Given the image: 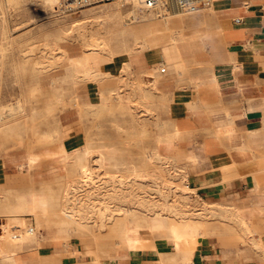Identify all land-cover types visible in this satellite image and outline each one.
Here are the masks:
<instances>
[{
    "label": "rangeland",
    "instance_id": "374dc122",
    "mask_svg": "<svg viewBox=\"0 0 264 264\" xmlns=\"http://www.w3.org/2000/svg\"><path fill=\"white\" fill-rule=\"evenodd\" d=\"M117 2L89 7L77 13L62 10L63 4L51 10L43 0H21L18 7L6 3V23L0 29V111H5L2 116L6 120L22 117L21 123L26 128L0 131V164L4 155L31 154L37 159V166L32 170L45 162L52 174L48 180L36 183L27 178L10 181L0 172V206L13 201L20 193L46 191L48 186L55 185L59 197L57 216L69 221V208L81 215L78 218L86 223L82 231L72 233L71 242L83 246L94 261L92 264H111L112 254L123 252L124 257L129 252L127 246L120 244L116 228L117 222L124 219L119 216L129 206L141 213L157 210L170 213L178 220H190L199 228L198 239L208 236L207 228L215 224L229 228L228 236H232L231 229L235 226L241 231L237 233L238 238L248 237L238 224L243 222L232 216L233 213L226 211L221 217L219 212L225 208L220 211L209 209L196 198L183 182L186 180L183 170L163 155L161 159L146 164L145 177L140 182L129 181L125 166L116 177L115 169L107 168L87 178L78 172L66 171L62 165L61 169L58 167L60 155L83 154L89 148L95 150L104 146H112L118 159L131 165L144 161L147 154L159 150L157 138L175 140L173 100L164 87L169 86L174 78L178 79V87L185 86L184 71H188V65L173 57L175 52L169 49V41L181 29L191 27L189 20L202 17L209 21L213 11L211 8L199 13L185 10L184 15L172 16L174 10H163L170 17V25L148 33L143 28L148 27L151 20L160 21L140 9L141 21L133 19L131 9L123 7L124 17L133 24L132 30L112 40L109 52L101 49L92 54L97 62L108 54L112 55L115 67L108 72L105 69L104 79L96 85L91 81L71 85L68 59L84 55L85 44L90 38L59 40V23L81 19L91 10L115 7ZM207 27L214 28V25ZM139 47V58L152 57L158 49L166 47L162 58L157 57V67L148 70L157 84L146 97L141 88L151 77L138 73L133 66L136 63L130 62L129 69L121 68L123 61L136 54L134 52ZM169 57L176 60L172 69L167 64ZM101 93L107 98L108 108H89L87 105H93ZM19 107L23 108V113L14 111ZM68 117L75 122L80 135L71 137V142L63 136L64 120ZM51 133L53 139L48 141L45 136ZM88 157L90 165H94L96 155L92 153ZM55 213L48 218H38V221L24 219L25 230L31 227L37 232L40 226L45 234L44 229L58 224ZM5 214L0 207V219ZM198 239L186 246L173 247L172 252L161 254L164 256L160 261L162 264H184L185 253L197 246ZM155 241L147 238L139 246L140 250L152 249ZM68 245L70 242H65L64 246ZM26 248L0 241V250L11 255L19 256ZM0 264L10 263L0 261Z\"/></svg>",
    "mask_w": 264,
    "mask_h": 264
},
{
    "label": "crops",
    "instance_id": "0c3cea01",
    "mask_svg": "<svg viewBox=\"0 0 264 264\" xmlns=\"http://www.w3.org/2000/svg\"><path fill=\"white\" fill-rule=\"evenodd\" d=\"M211 10L209 21L202 17L188 21L191 27L186 29L192 32L188 51H171L188 65L187 84L178 87L174 78L164 87L173 100L177 134L159 150L183 170L196 198L209 209L225 208L245 224L237 222L248 234L239 238L241 231L235 226L232 236L222 225L208 227L209 235L201 236L191 249L193 263L264 264V0H213ZM151 60L139 58L134 69L139 73L150 68ZM175 62L172 57L167 61L171 69ZM75 128L70 117L64 120L67 142L80 136ZM11 157L1 158L0 172L6 179L36 183L49 179L45 162L28 171L24 161L22 171V162ZM225 210L219 212L221 217ZM31 235H21L19 247L26 251L12 255L22 264L94 263L80 243L40 248L27 243ZM172 251L168 240L157 239L152 249H130L116 264H162L161 254Z\"/></svg>",
    "mask_w": 264,
    "mask_h": 264
},
{
    "label": "bare ground",
    "instance_id": "6f19581e",
    "mask_svg": "<svg viewBox=\"0 0 264 264\" xmlns=\"http://www.w3.org/2000/svg\"><path fill=\"white\" fill-rule=\"evenodd\" d=\"M20 1L21 0H0L1 30L3 25L6 23V3H11L18 7L20 5ZM43 2L51 10H55L59 7H62L64 0H43ZM212 4L213 0H211V4L206 7V9L201 8L197 12L199 13L202 10H209ZM123 7L131 9L133 19L141 21V15L138 13V0H118L115 7L91 10L88 13H85L81 19L64 20L59 23V40H68L73 37H79L85 40L88 38H90V40L92 39L91 43L90 40L88 43L86 42V50L84 55L68 59L67 66L71 72V76L69 78V83L71 85H77L80 81H91L96 85L98 82H101L104 79L105 74H103V72L105 69V72H108V70L115 67L116 63L114 62L112 55L108 54L104 60L97 62L93 60L94 58L92 54L94 52H99L101 49L108 51V49L111 48L110 45L112 40L118 39L132 30L133 24L129 23L124 17V13L122 11ZM186 11L190 12L189 10ZM184 13L185 10L174 9L171 15L178 16L184 15ZM147 14L160 21L158 23L151 20V24H149L148 27L143 28L148 33L154 32L162 26L170 25V17L166 15L163 10L158 12H147ZM191 35L192 32H189L186 27L181 29V31L175 33L174 37H172V39L169 41V49L171 51L179 50L182 54L186 53L188 51L187 44L191 39ZM140 49L141 47L136 49L134 52L136 54H132L128 60L123 61V64L121 65L122 69H129L130 62L133 64L139 63V53L141 52ZM165 50L166 47H161L158 49L151 57L152 60L150 61V68L142 70L139 73L144 74V76L147 74L152 78L153 74L148 70L157 67V60L159 57L162 58ZM167 64L171 68V64ZM94 68H96V71H94ZM99 68L100 70L98 71L97 69ZM151 78L146 79L144 81L145 86L141 88L144 97L149 96L151 94V90L157 84L156 79ZM87 106L93 109L108 108V101L107 98H105L104 93H101L93 105ZM17 110L23 113L22 107L14 109V111ZM4 112L5 111H0V131L3 132L26 128L25 125L21 123L22 117L17 116L15 118L6 120L2 116ZM45 137L48 139V141H50L53 139V134H48ZM172 141H174L172 138L159 137L157 138V148L159 149L161 144H169ZM92 153L96 155L94 165H90L89 163L88 156ZM11 158H13L16 163L22 162L20 165L22 171H24V161H26L28 171L34 169L37 166V159L31 154L12 156ZM161 158L162 154L160 153V150H157L156 152L147 154L144 161L139 160L135 164L125 165V163H122V161L118 159L117 151L113 149L112 146H104L95 150L89 148L83 154L72 153L60 155L58 156V167L61 169L62 165L66 171H75L81 176L87 178L93 177V175L99 173L102 169L107 168L115 169L114 176L116 177L121 172V168L125 166L128 172L127 178L129 181L140 182L141 179L145 177L144 168L146 164ZM51 174L52 172L50 175ZM183 182L186 183V180ZM186 186L189 189L187 183ZM184 188L186 187L184 186ZM56 191V186L50 185L47 187L46 191H29L20 193L15 196L13 201L2 204L0 207L6 211L8 216L6 218L0 219V240L2 241L5 239L6 242L10 243L11 245L19 247L21 243V235L32 234L30 239L27 240L28 244L37 245L40 248L48 246L55 247L56 249L65 242H71L72 233L82 231L83 227L86 226V223L83 222L82 219L78 218L81 215L79 216V214H76L75 211H70L69 208L67 209V215L70 218L69 221L66 222L65 220H62L61 217L57 216L56 207L59 204V197ZM54 213L57 216L58 224L54 228L44 229L45 234L43 233L40 226L37 232H35V230H33L31 227L25 230L24 219L27 218L28 220H31V218H35L38 221V218H48ZM119 217L124 218H120L121 220L117 222L118 225L116 227L119 232L120 244L127 246L129 249H140L139 246H141L142 242H144L147 238H152L155 240L166 239L173 245V247H182L188 245L192 241L197 240L200 235L199 228L190 220H178L170 213H162L161 211L157 210H151L149 213H141L129 206L124 210V214H121ZM122 258L123 252H120L116 255L112 254L110 256L111 264H116V261ZM182 260L184 264H194L192 261L191 252H186ZM0 261L10 264H22L19 257L14 258L10 253H7L3 250H0Z\"/></svg>",
    "mask_w": 264,
    "mask_h": 264
},
{
    "label": "built area",
    "instance_id": "2783aa9c",
    "mask_svg": "<svg viewBox=\"0 0 264 264\" xmlns=\"http://www.w3.org/2000/svg\"><path fill=\"white\" fill-rule=\"evenodd\" d=\"M117 1L118 0H64V7L62 10L77 13L89 7L113 4ZM138 2L139 9L142 12H158L174 9L197 12L202 7H208L211 4V0H138Z\"/></svg>",
    "mask_w": 264,
    "mask_h": 264
}]
</instances>
